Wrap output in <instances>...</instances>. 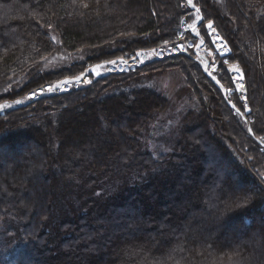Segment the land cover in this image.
Wrapping results in <instances>:
<instances>
[{
    "label": "trees",
    "instance_id": "16d2710c",
    "mask_svg": "<svg viewBox=\"0 0 264 264\" xmlns=\"http://www.w3.org/2000/svg\"><path fill=\"white\" fill-rule=\"evenodd\" d=\"M193 2L220 87L185 0H0V264H264V0Z\"/></svg>",
    "mask_w": 264,
    "mask_h": 264
},
{
    "label": "rangeland",
    "instance_id": "374dc122",
    "mask_svg": "<svg viewBox=\"0 0 264 264\" xmlns=\"http://www.w3.org/2000/svg\"><path fill=\"white\" fill-rule=\"evenodd\" d=\"M185 2H186V0H185ZM194 16H196L195 12H194ZM193 23H196L195 19H194ZM184 28H185V30H189L190 31L189 25H187L186 27L184 26L182 30H184ZM201 41H203V39L198 36V41H197V43H196V45L194 47L195 50H196L195 52H198L203 57L202 65H203L205 71H207V73L211 77H214L212 73L214 72V70L216 68L215 67L216 65L215 64H210V62L207 64V61H208L207 58L212 60V63H213V59H212L213 58V53L204 46V41H203V44H201ZM216 44L217 45H215V48L216 47L219 48V53H221L220 55L226 53V49L224 47H221V44H222L221 42H217ZM165 51H166L165 53H167V54H171V53L174 54V53H179V52L180 53L181 52H185L186 48L183 47L180 44L178 47H173L172 49L165 50ZM163 55L164 54H163L162 51H158V54H156V56L154 54L153 57L155 56V57L159 58V56L162 57ZM133 58H135V56L131 57L130 60L133 59ZM148 58H151V57H148ZM148 58H146V56L144 57L143 55H141L135 61H131V63H128V66L126 64L122 63V62H116V59L115 60H110V61H107V62H101V63H98V64H95V65L91 66L89 74H91V75L96 77L97 76L96 71H98L99 73H102L105 70L117 71V72H123V71L126 72L129 69L134 68L135 66L141 64L139 62L144 63L146 60H148ZM122 60L126 61V59H122ZM112 61H114L115 63H111ZM51 63H54L53 60H49L48 63H47V66L51 67ZM93 69H96V71H93ZM86 73H84V75H82V76H78V77L73 78V79L62 80L61 83H60V89L61 90H66L67 89L66 87H69L70 84H74V85L77 84L78 85L79 83H87L89 81V78L87 76H85ZM239 77H240V74L239 73H235V75H234L235 83L241 89L240 86L242 85V82L239 80L240 79ZM65 81H67V83H65ZM72 81H73V83H72ZM158 84H160V86L158 85V87L159 88L161 87V90L165 93V95L169 98L170 101L174 100V101L178 102V100L181 97L186 95L185 92L183 94L182 87L180 85H178L177 78L172 73H167L164 76L159 77ZM174 101H172V103ZM15 104H18V103L17 102L14 103V104L9 103V102L3 103V104L0 105V111H3L4 109H9L11 106H13ZM178 109H180V108H178ZM170 115H171V110L168 109L166 117H165V121H164L166 127L163 128V129H165V130L160 131L158 135L157 134H153V135H157V136L162 135L164 132L169 131V129L174 126V123L170 119ZM0 240H2L1 242L4 243L3 250H2L3 246L0 244V253H1L0 262H2V260L8 259V257H9L8 249L13 247L12 245H14L15 243L13 244V242H12V240H14V239L10 240L9 238L4 239L3 237H0Z\"/></svg>",
    "mask_w": 264,
    "mask_h": 264
},
{
    "label": "snow or ice",
    "instance_id": "6c2138e0",
    "mask_svg": "<svg viewBox=\"0 0 264 264\" xmlns=\"http://www.w3.org/2000/svg\"><path fill=\"white\" fill-rule=\"evenodd\" d=\"M186 4H187L188 7H191V8H194V9H195V13H196L195 21H196V23L190 24V25H189V28H190V30L192 31V33H193L194 35L199 36L200 33H199V31H198V24H199L201 21H203V19H204V18H203V15L201 14V9H200L198 6H196V4L193 2V0H186ZM85 6H87V5H85ZM205 26H206L209 30H211V31H215V29H214V27H213V22H212L211 20L207 21V23H206ZM218 39H222V38H219V37H218ZM201 44H203V41H201ZM221 47H225V48H226V45L221 44ZM218 50H219V48H218ZM137 55H139V53H138ZM111 63H115V62L112 61ZM233 70L236 71V72H238V73H239V71H240L238 67L235 68V69H233ZM93 71H96V69H93ZM96 74L99 75L100 73H99L98 71H96ZM210 74H211V73H210ZM213 78H215V77H213ZM239 78H242V74L240 75ZM65 83H67V81H65ZM59 87H60L59 84L53 85L52 87H50V88L48 89V91H52L54 88H59ZM240 87L242 88L243 85H241ZM17 103H20V101H17Z\"/></svg>",
    "mask_w": 264,
    "mask_h": 264
},
{
    "label": "water",
    "instance_id": "95a60500",
    "mask_svg": "<svg viewBox=\"0 0 264 264\" xmlns=\"http://www.w3.org/2000/svg\"><path fill=\"white\" fill-rule=\"evenodd\" d=\"M218 41L219 42H222L224 45H225V43H224V41L222 40V39H218ZM226 53H224V54H222L221 56H224ZM207 75H208V77H210L218 86H219V83L217 82V80L216 79H214L213 77H211L208 73H207V71L205 72ZM242 73H240V75H241ZM241 79H243V74H242V78ZM220 87V86H219ZM235 89H236V91H237V93H240L241 92V89L237 86V84L235 83ZM221 91H222V93H223V95L224 96H226V94H225V90L224 89H222L221 88ZM244 92V91H243ZM247 113H249V110L247 109L246 110V114Z\"/></svg>",
    "mask_w": 264,
    "mask_h": 264
},
{
    "label": "built area",
    "instance_id": "2783aa9c",
    "mask_svg": "<svg viewBox=\"0 0 264 264\" xmlns=\"http://www.w3.org/2000/svg\"><path fill=\"white\" fill-rule=\"evenodd\" d=\"M190 32H192L191 30H190ZM140 57V56H139ZM138 57V58H139ZM138 58H133L132 60H130L128 63H131V61H135L136 59H138ZM140 63V62H139Z\"/></svg>",
    "mask_w": 264,
    "mask_h": 264
}]
</instances>
